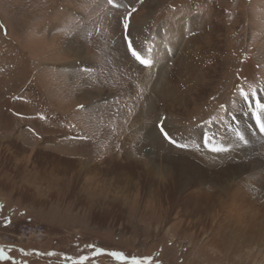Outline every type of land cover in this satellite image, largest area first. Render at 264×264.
<instances>
[{"label":"rangeland","instance_id":"374dc122","mask_svg":"<svg viewBox=\"0 0 264 264\" xmlns=\"http://www.w3.org/2000/svg\"><path fill=\"white\" fill-rule=\"evenodd\" d=\"M203 19L218 28L214 66L225 64L224 73L210 74L216 82L187 111L164 108L158 97L157 116L149 115L143 126L145 104L153 107L159 94L149 99L139 89L152 66L137 64L125 35L154 64L158 25L174 26L166 36L171 39L184 21ZM73 37L83 48L78 58L66 51ZM189 51L186 63L193 61ZM193 69L191 87L200 73ZM262 84L264 0H0V264H229L205 248L206 235L183 222L178 208L159 204L139 179H127L130 173L121 179L109 164L130 160L149 169L151 159L170 154L169 147L210 154L192 135L203 124L212 126L213 149H223L215 139L227 133L232 117L239 121L238 143L264 144V122L251 126L256 118L263 121L264 107L250 121L238 118L247 104L240 90L250 99ZM255 128L260 133H250ZM69 133L75 140L57 141ZM70 157L81 162H67ZM134 176L146 178L138 170ZM250 261L264 264L259 256Z\"/></svg>","mask_w":264,"mask_h":264},{"label":"bare ground","instance_id":"6f19581e","mask_svg":"<svg viewBox=\"0 0 264 264\" xmlns=\"http://www.w3.org/2000/svg\"><path fill=\"white\" fill-rule=\"evenodd\" d=\"M200 20H194L191 23L184 21L183 25L178 27V34L171 39L166 37L170 28L173 30L174 27L170 22L157 26L156 47L154 46L152 56L154 64H151L152 67L141 82L139 89H142L143 93H148L149 99L151 95L156 93L159 95L155 97L153 107L145 104L148 107L145 114L142 113L143 126L147 119L152 118L150 116L155 112L154 109L158 110L155 106L158 97L161 98L158 103L162 102L163 107L167 104L174 107L178 105L187 111L193 101H202L209 92L208 87L216 82L214 78H210V74L217 75V70L221 69L224 73L225 64L219 66L216 63L217 65L214 66L217 58L212 49L218 44L220 36L218 28L215 22L211 24L204 19L202 22ZM223 35L225 36V33ZM205 36H209L207 40L211 42V45L207 44V40H203ZM77 41L75 37L69 40L66 51L78 58L83 48L75 45ZM224 42L225 44L227 42L225 38ZM227 49L229 48H225ZM189 50H192L193 59L190 58L193 61L186 63ZM171 53L173 57L169 59L167 56ZM163 60L167 62L161 66ZM207 60L209 63L206 62ZM181 65L183 70L180 71ZM166 67L169 69L166 70ZM195 67H197L196 73L200 70V73L196 74L199 81L191 87L192 82L189 76L192 77L195 74H190L195 71L193 69ZM231 68L230 62L228 71ZM257 91H259L258 94L246 100L247 102L245 101L246 108L240 111L238 118L250 121L249 117L256 115L261 109L258 104L260 105L264 100V84ZM232 118L234 119L227 123L228 128L225 124L227 133L218 140L215 139L223 147L221 154L211 150L218 146L214 144L212 141L214 138L209 134L212 126L203 125L194 132L192 141L196 142V145H202V143L208 145L209 151H212L210 154L177 150L175 152L168 146L169 149H166L170 154L161 161L151 159L152 164L149 169L143 170L137 162L130 160L123 161L124 163L121 164L113 162L109 164V167H115L114 171L118 168L123 175L118 174L121 179L127 173H130L127 179H139L143 183L141 189L151 192L155 198H158L159 204L163 201L175 210L178 208L182 220L184 218L183 222H189L190 227L195 229L199 227L206 235L205 248L214 251L216 253L214 256H226L229 264H234L235 257H241L240 264H252L250 260L254 256H259L264 263V144L255 141L248 143L249 146L243 142L238 143L239 135L241 136L239 121L235 117ZM140 119L142 120L141 114ZM153 121L155 120L152 119ZM253 122V125L252 122L250 123L252 127L263 123L264 119L261 121L260 118H256ZM166 130L169 132V128ZM234 131L238 132V136L231 137ZM251 132L260 133L256 128ZM158 136L156 129L151 130L152 139H157ZM182 140L188 141L187 139ZM55 161L61 160L56 159ZM52 170L58 172L55 167ZM137 170L145 173L146 178L145 176L144 179L135 177L134 171ZM105 172L111 174V170H105ZM123 182L125 184L126 180L123 179Z\"/></svg>","mask_w":264,"mask_h":264},{"label":"snow or ice","instance_id":"6c2138e0","mask_svg":"<svg viewBox=\"0 0 264 264\" xmlns=\"http://www.w3.org/2000/svg\"><path fill=\"white\" fill-rule=\"evenodd\" d=\"M107 2L109 4H113L114 3V0H107ZM133 11H135V9H133ZM130 15V14H129ZM129 24H128V19L126 18L125 19V24H124V27L125 28H128ZM128 48H129V51H131L132 55L135 57V59L137 61H139V63H141L142 65L148 67V66H151L152 64V61L149 60V59H146L145 57H143L140 52H138L135 48H133L132 46V42L129 41V44H128ZM149 51H151V49H149ZM240 96L244 99V100H248L249 99V94L247 92H245L243 89L240 90ZM258 106L260 107H264V105H259ZM160 133H162L163 137L169 141V143L171 144H176V141L174 138H172L169 133L167 131H165V128L164 127H161L160 128ZM178 147H183L182 145H177ZM213 151H216V152H219V151H223V149H219V148H214L212 149ZM112 255H115L119 258H123L122 257V254H116V253H113ZM82 259H87V258H82ZM134 264H140L139 261H135L134 260Z\"/></svg>","mask_w":264,"mask_h":264},{"label":"crops","instance_id":"0c3cea01","mask_svg":"<svg viewBox=\"0 0 264 264\" xmlns=\"http://www.w3.org/2000/svg\"><path fill=\"white\" fill-rule=\"evenodd\" d=\"M64 120V119H63ZM65 121H66V119H65ZM63 122V121H62ZM61 122V123H62ZM61 125V124H60ZM70 137H68L67 139H64V138H60V139H57V141L58 142H64V141H68V140H71V139H73V140H75L74 138L76 137V135H70V133L68 134ZM57 141L55 142V143H57ZM58 144V143H57ZM21 147V146H20ZM19 147V148H20ZM21 149V148H20ZM59 157V156H58ZM53 159H59V158H54V157H52ZM73 159V160H72ZM60 160V159H59ZM67 162H81V161H79L78 159H75V158H72V157H70V158H68V161ZM45 163H48L51 167L50 168H54V167H52V166H56L55 165V163L53 162V161H50V160H47Z\"/></svg>","mask_w":264,"mask_h":264},{"label":"trees","instance_id":"16d2710c","mask_svg":"<svg viewBox=\"0 0 264 264\" xmlns=\"http://www.w3.org/2000/svg\"><path fill=\"white\" fill-rule=\"evenodd\" d=\"M11 249H13V250H11V252L14 251V250H17V251H16L17 253H19V254L21 253V250L18 251V249H14V248H11ZM42 254H43V253H42ZM42 254H41V255H42ZM69 263H70V259H69Z\"/></svg>","mask_w":264,"mask_h":264},{"label":"built area","instance_id":"2783aa9c","mask_svg":"<svg viewBox=\"0 0 264 264\" xmlns=\"http://www.w3.org/2000/svg\"><path fill=\"white\" fill-rule=\"evenodd\" d=\"M10 244H15V243H10Z\"/></svg>","mask_w":264,"mask_h":264}]
</instances>
